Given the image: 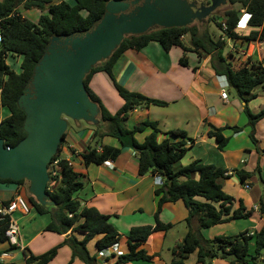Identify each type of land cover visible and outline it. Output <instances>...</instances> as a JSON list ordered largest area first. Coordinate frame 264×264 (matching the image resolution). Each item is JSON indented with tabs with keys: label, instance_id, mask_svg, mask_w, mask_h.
Wrapping results in <instances>:
<instances>
[{
	"label": "trees",
	"instance_id": "trees-1",
	"mask_svg": "<svg viewBox=\"0 0 264 264\" xmlns=\"http://www.w3.org/2000/svg\"><path fill=\"white\" fill-rule=\"evenodd\" d=\"M110 1L135 0H74V5L67 2L55 4L54 0H0V30L2 43L0 44V89H2V107L9 112V116L0 122V139L6 147H16L25 137L24 122L26 115L18 107V101L27 89L31 88L35 68L46 54L53 38L78 37L92 31L106 14V6ZM230 5L240 4L241 10L251 15L249 26L253 31L248 36H241L237 32L240 9L230 8L222 16L209 17L221 32L219 38L207 29L192 25L185 28L157 29L141 36H128L114 51L111 57L97 65L86 76L85 88L92 102L97 104L100 115L99 124L95 126L94 143L82 155L85 166L102 165L107 161H115L125 148L133 149L138 155V174L145 176L149 173L159 174L164 179V185L156 191L158 197L155 225L136 227L128 236V253L119 257L115 264H128L132 262H152L144 245L149 238L157 232H168L173 226L165 225L159 220L162 206L182 200L189 209V217L185 221L188 228L183 241L173 250V259L170 264H186L188 258L197 253L198 264H211L216 259L228 261V264H249L262 257L264 250V228L258 233H241L235 236H219L207 240L202 235V230L210 229L222 223L250 216L244 207L233 211L234 198L224 191V180L228 178L227 171L214 165H206L201 161H193L187 166L176 168L187 152L184 141L171 142L170 140L158 141L159 129L156 123L146 120L134 128L129 129L127 122L138 109H148L151 105L163 106L165 103L149 99L140 93L130 92L116 84V89L124 101L123 107L115 114H111L102 105L100 99L89 88L92 76L99 72H106L113 78L112 69L128 50H141L151 42L159 43L165 51L174 47L181 48L185 56L180 60L181 66L188 67L187 53L197 55L202 53L211 56V67L219 77H225L230 89L237 91L241 99L248 103L253 98L257 89H264V61L253 63L248 60L240 63L235 60V54L229 52L226 56L224 50L227 41L252 43L264 41V0H230ZM38 9L44 11L37 23L23 18L18 11ZM225 22L226 29L222 23ZM204 27V24H202ZM186 38L188 41H186ZM9 56L22 57L21 73H16L8 64ZM249 125L264 119V109L253 115L249 108H245ZM208 136L214 139L220 150L228 144L224 135V128L209 125ZM147 129L152 132L143 143H139L136 136ZM239 132V128L232 129ZM174 138H185L181 131L171 133ZM66 137V134L65 136ZM106 137L114 138L120 142L121 147H112L103 144ZM251 138L254 143L253 130ZM60 145L57 155L49 165L51 173L52 164L59 160L56 168L57 177L51 178L46 195L55 207L40 205L34 197L28 195L29 205L39 214L51 215V222L45 231L60 235H67L62 245L68 246L72 251V259L80 260L84 264H98L96 255H91L88 244L100 237L96 242L98 252H103L121 240V235L110 223L111 217L102 215L95 208L83 207L75 198V194L84 187L81 176L74 171L69 162L60 159ZM240 181L244 184L250 178V173L237 172ZM198 175V179L194 176ZM0 183L23 185L25 180L14 182L2 180ZM264 184V181H262ZM202 198L204 202L198 200ZM27 200V201H28ZM6 202L0 209L8 206ZM9 217L0 215V242L6 243V231L9 226ZM68 233H70L68 235ZM77 235H83L79 239ZM254 243V255L250 254L251 243ZM60 245V246H62ZM60 246L47 253L34 256L27 249L23 251L27 264H48L57 255ZM17 249L11 246L7 252ZM1 256V253H0Z\"/></svg>",
	"mask_w": 264,
	"mask_h": 264
},
{
	"label": "crops",
	"instance_id": "crops-1",
	"mask_svg": "<svg viewBox=\"0 0 264 264\" xmlns=\"http://www.w3.org/2000/svg\"><path fill=\"white\" fill-rule=\"evenodd\" d=\"M239 1V0H238ZM63 1H59L61 3ZM58 3V4H59ZM239 21L245 10H241ZM235 6V5H231ZM18 11L23 18L34 23L48 12V9ZM253 29L244 22L237 28L241 36H248ZM216 37L220 31L214 29ZM186 41H188L186 39ZM231 45L229 52L244 50L245 58L235 55L234 61L242 63L251 60L253 63L264 61V41L241 43L228 40ZM227 53H225L226 56ZM185 56L184 51L174 47L170 51L157 42H151L145 48L128 50L115 63L112 74L99 72L92 76L89 88L100 99L102 105L111 114L117 113L124 105L116 84L130 92L140 93L145 97L165 103L163 106L151 105L148 109L136 110L127 122L129 129L149 120L157 124L159 129L158 141H184L187 152L183 159L176 164V168L184 167L193 161H201L206 165H214L227 171L228 178L224 180V191L234 198L232 210L241 206L250 216L222 223L210 229L202 230L207 240L219 236H235L241 233H258L264 228V119L258 121L254 128L249 125L245 108L255 115L264 109V89H257L253 98L246 103L231 94L225 77L216 75L211 67V56L202 53L197 55L189 52L188 67L181 66L180 60ZM12 60V64L10 61ZM22 57L9 56L7 64L16 72L21 73ZM227 85V87H226ZM228 91V99L221 98L222 89ZM8 112V111H7ZM0 108V121L9 116V112ZM73 122V121H72ZM68 131L60 152V159L72 163V168L81 176L84 187L75 194V198L83 207L95 208L102 215L111 217L110 223L121 235L118 244L98 252L96 242L88 244L91 255H96L98 264H115L117 259L128 253V236L136 227L154 226L157 212L158 197L156 191L164 185V179L159 174H138V155L133 149L125 148L115 161H108L102 165L85 166L83 154L94 143L95 126L86 122H73ZM224 128V135L229 139L224 150L218 148L217 142L208 136L210 126ZM239 128V132L232 129ZM253 130V142L251 133ZM181 131L185 138H174L171 133ZM151 129L136 136L139 143H143L150 135ZM104 145L120 148V142L114 138L103 139ZM238 171L250 173V178L243 184L237 174ZM198 175L194 176L198 179ZM23 196L28 200L27 184L16 185L0 183V206L16 196ZM199 201L204 202L202 198ZM29 202V200H28ZM189 209L182 200L166 203L162 206L159 220L165 225L173 227L168 232L154 233L144 245L152 262H132L128 264H170L173 250L183 241L188 228L185 221L189 217ZM13 219L20 228V247L9 251L10 246L0 242V264H27L23 251L27 249L32 255L40 256L51 249L62 245L67 235L45 231L51 222V215H39L32 207L28 215L15 213ZM70 233H68L69 235ZM83 239V235H77ZM103 253V256H100ZM250 254L254 255V243H251ZM167 255V257L165 256ZM72 251L66 246H60L56 257L48 264H69ZM249 264L264 262L262 257L256 262L250 259ZM72 264H84L75 260ZM186 264H198L197 253L192 254ZM211 264H228V261L216 259Z\"/></svg>",
	"mask_w": 264,
	"mask_h": 264
},
{
	"label": "water",
	"instance_id": "water-1",
	"mask_svg": "<svg viewBox=\"0 0 264 264\" xmlns=\"http://www.w3.org/2000/svg\"><path fill=\"white\" fill-rule=\"evenodd\" d=\"M228 2L211 0L209 6L198 7L190 0L110 1L92 31L62 40L53 38L35 68L31 88L18 101L26 115V137L13 148L0 139V179L27 181L29 195L42 206L55 207L46 195L48 170L64 142L68 120L100 122V110L85 88L86 76L108 60L126 37L203 23ZM231 94L241 99L236 90L231 89Z\"/></svg>",
	"mask_w": 264,
	"mask_h": 264
},
{
	"label": "built area",
	"instance_id": "built-area-1",
	"mask_svg": "<svg viewBox=\"0 0 264 264\" xmlns=\"http://www.w3.org/2000/svg\"><path fill=\"white\" fill-rule=\"evenodd\" d=\"M250 20H251V15L249 13H244L240 19V23H238L237 28L240 27L242 22H244V28L248 27ZM222 26H223V29L225 30L226 29L225 22L222 23ZM1 43H2V35H1V30H0V44ZM231 53L235 54L240 59L246 57L244 50L238 51V50H234L233 48ZM247 61L248 59L244 60L242 63H245ZM1 95H2V89H0V108L2 107ZM228 96H229L228 91L225 88L222 89L221 98L223 100H227ZM58 164H59V160L54 161L53 164L51 165L52 166L51 173L48 170L50 180L51 178L57 177L56 168ZM107 164L112 165V163H108V161H107ZM69 166H72L71 162H69ZM30 210H31V206L29 205L28 201L26 200L25 197L20 196V195L16 196L15 199L11 200L8 206L0 209V215L2 217H9V223H8L9 226H8V230L6 231V238H7L8 243L11 246L20 247V228L17 222L14 221L13 215L15 213H20L21 215H28L30 213ZM100 256H103V253H100Z\"/></svg>",
	"mask_w": 264,
	"mask_h": 264
},
{
	"label": "rangeland",
	"instance_id": "rangeland-1",
	"mask_svg": "<svg viewBox=\"0 0 264 264\" xmlns=\"http://www.w3.org/2000/svg\"><path fill=\"white\" fill-rule=\"evenodd\" d=\"M59 1L60 0H54V3L55 4H58L59 3ZM61 1H63V2H67V3H69V4H71V5H74L75 3H74V0H61ZM241 7V6H240ZM230 8H234V9H238L239 8V6L238 5H235V6H231L229 3L227 4V5H225V6H221L215 13H214V16L216 17V16H222L224 13H225V11L226 10H228V9H230ZM209 19V18H208ZM206 20L205 22H203V23H199V22H195L193 25H196V26H198V27H201V28H204V29H207V30H209L210 32H212V33H214V29H216V31H219L218 29H217V27L214 25V23L213 22H209V20ZM202 24H204V27H202ZM214 35H215V33H214ZM221 36V35H220ZM219 36V37H220ZM215 38H216V35L214 36ZM219 37H217V38H219ZM216 38V39H217ZM187 39V38H186ZM231 49V45L229 44L228 45V42H227V46H226V48H225V50H224V55H225V53H229V50ZM226 54V55H227ZM10 63L12 64L13 62H12V60L10 61ZM6 110V109H5ZM6 112H7V110H6ZM8 113V112H7ZM70 122V127H72L73 125V122L72 121H70V120H68V123ZM27 188L29 189V183H27ZM28 195H29V193H28ZM6 245H9L10 246V244L8 243V242H6L5 243ZM166 257H167V255H165Z\"/></svg>",
	"mask_w": 264,
	"mask_h": 264
},
{
	"label": "flooded vegetation",
	"instance_id": "flooded-vegetation-1",
	"mask_svg": "<svg viewBox=\"0 0 264 264\" xmlns=\"http://www.w3.org/2000/svg\"><path fill=\"white\" fill-rule=\"evenodd\" d=\"M190 1L197 2L198 7H200L202 4H204L206 6H209L211 4V0H190Z\"/></svg>",
	"mask_w": 264,
	"mask_h": 264
}]
</instances>
